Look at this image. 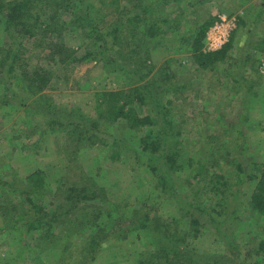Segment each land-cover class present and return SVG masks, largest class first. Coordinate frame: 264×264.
Returning a JSON list of instances; mask_svg holds the SVG:
<instances>
[{"label": "rangeland", "instance_id": "obj_1", "mask_svg": "<svg viewBox=\"0 0 264 264\" xmlns=\"http://www.w3.org/2000/svg\"><path fill=\"white\" fill-rule=\"evenodd\" d=\"M51 1L35 13L40 17L39 25L32 31L34 36L24 37L17 34L20 28L8 27L5 22L12 0H0V50H3L0 52V181L7 184L2 186L8 191V197L0 201L1 206L11 208L13 215H17L23 210L20 205L29 208L34 204V214L39 203L44 212L52 213L58 203L63 202L62 188L69 180L79 187L91 185L104 189V197H95L89 202V207L100 210L98 219L93 220L98 227L108 230L114 226L117 213L110 204L127 202L129 207L147 205L142 212L154 210L171 224L172 232L184 231L188 226L187 212L182 206L177 208L174 198L169 199L158 190L154 175L146 170L144 158L137 159L138 154L125 146V143L137 142L147 126L140 133L126 126L113 128L117 124L97 129L92 138L94 144L86 140L80 143L81 136H86L81 135L82 129L73 132V139L62 133L73 127L67 126L68 122L80 123L81 128L83 122L95 117L94 101L99 92H125L142 83L139 75L150 72L144 77L152 81L164 69L174 82L189 83L186 90L175 91L176 99L170 100L180 116L178 124L183 146L180 174L187 175L189 156L197 157L202 149L208 152L221 142L224 153L231 152L234 147L238 148V140L239 155L232 151L231 157L225 158V170L230 173V180L235 181V166L242 162L239 197L248 200L259 174L257 168L264 162V0H118L117 5L109 0H58L56 6L50 4ZM42 4L44 2L41 7ZM145 4L160 18H168L165 22L168 24L159 23L163 31L160 36L148 37L146 41L129 40L133 38L130 36L133 19L141 11L138 5ZM72 12L78 14L75 16L78 23L70 22ZM54 14L56 31L44 33L40 25ZM221 14L236 20L228 38L231 47L224 61L197 71L187 43L188 35L195 33L197 26L205 21L213 23ZM90 23L98 26L97 32L89 33ZM212 23L206 30L203 48L208 37L213 38V34L207 35ZM12 42L18 48L14 71L9 70L13 63L11 57H5V50L10 49ZM145 43L150 47L147 55L145 49L136 47ZM54 46H59L61 52H55ZM74 57L77 60L70 62ZM123 68L133 72L127 73ZM33 70L48 76L40 101L53 106V110L49 109L51 114L45 113L44 108L43 112L39 110L42 108L37 96L26 89L27 78ZM56 104L60 107L56 108ZM64 113L66 117L58 116ZM49 118H58L65 126L51 130L45 124V119ZM222 130H229L231 134L221 136ZM112 138L123 143L119 142L121 150L115 159L108 157ZM73 148L77 149L76 153L71 152ZM222 155L221 150L218 158ZM35 170L45 173L47 186L34 193L18 189L25 182L24 178ZM251 176H255L254 179ZM109 210L112 212L107 213ZM239 210L240 222L234 230L242 251L241 245L251 237L264 234V214L250 216L248 210ZM212 216L215 223H222V229L229 226L227 212ZM201 220L205 230L197 238L188 239L187 248L203 257H230L232 252L228 251L223 234L215 233L214 224L206 217L202 216ZM12 224L15 222L9 226ZM137 233L103 239L92 261H84L83 256H79L81 239L85 241L87 232L81 233L82 237L73 235L70 238L72 255L66 252L64 258L68 264H137L139 253L149 245L147 236ZM27 236L29 239L30 235L19 234L11 227L0 234V264H57L58 252L50 249L38 253L33 241L26 240ZM250 245L252 248L253 244Z\"/></svg>", "mask_w": 264, "mask_h": 264}, {"label": "trees", "instance_id": "obj_2", "mask_svg": "<svg viewBox=\"0 0 264 264\" xmlns=\"http://www.w3.org/2000/svg\"><path fill=\"white\" fill-rule=\"evenodd\" d=\"M196 1L201 2L200 0ZM43 2V7H41ZM117 2L118 0H109L112 5H117ZM48 3L49 0H12L6 10V25L20 28L19 32L17 31L18 36H34L32 31L39 25L40 17L39 14L35 13H39ZM50 4L56 6L59 5V2L58 0H53ZM138 6L141 7V11L133 19L135 23L132 25V33H130L133 38L130 37L129 40L135 38L134 40L136 41H143V39L146 41L148 37L155 38L160 36L163 31L159 23H165L168 18H160L159 14L146 4ZM71 15L70 22L78 23V17L75 18L78 14L72 12ZM66 23L68 24L69 22ZM211 23L212 21H205L197 26L198 29L195 33L188 35L187 43L190 46L191 57L197 71L213 68L216 63L224 61L226 52L231 47L230 40L219 49L207 52L202 50L206 30ZM165 24H168V22ZM40 26L43 27L42 31L44 33L56 31V15L50 16L49 21ZM77 26L83 27L81 25ZM97 31L98 26L90 23L89 33ZM14 42H12L9 50H5L6 59L11 57L12 60L10 62L14 63L9 67L10 71L15 70L14 66L18 59L16 55L18 48L14 45ZM147 45L145 43L142 47H136L142 50L145 49V55H147L150 48ZM54 49L55 52H61L59 46H54ZM2 51L0 50V52ZM134 52L137 54V51ZM1 59L5 58L1 56ZM76 60L74 57L71 58L70 62ZM122 70L127 73L133 72V70L129 71L128 68H123ZM149 73L145 72L143 75H139L142 83L139 86L129 88L125 92L123 90L99 92L94 101L95 117L86 120L88 125L83 122L80 128V123L68 122L67 126L71 125L73 127L62 131V133L69 135L73 139V132L82 129L81 135L86 134V136H81L80 143L86 140L90 144H94L95 142L92 141V138L95 137L97 129L100 130L101 128L117 124L113 128L118 129L121 126H126L134 133L135 131L140 133L147 126L148 128L141 133L142 136L140 135L136 139L137 142L133 144L125 143V146L138 154L137 159L144 158L146 170L154 175L155 185H157L158 190L169 199L174 198L176 202H174L175 200L173 202L178 209L180 206L184 208L188 216L187 228L184 231L174 230L172 232L170 230L171 224L161 219L154 210L147 209L145 213L144 211L142 212L147 205H141L138 208L129 207V205H126L127 202H123L124 204L122 205L110 204L113 211L117 213L113 221L114 226L108 227V230L98 227V225H95L96 223H93V220L98 219L97 213H100V210H94L89 207V202L95 197H104V189L91 185L89 187L86 185L79 187L68 180L62 188L63 202L58 203L52 213L44 212L38 203L34 214L33 204L29 208L20 205L23 208L22 212L13 215L11 208L7 210L0 204V234L7 230L8 227H11L16 229L19 234L26 233L30 235L29 239L27 236L26 240L33 241V247L37 249L38 253L50 249L56 253L58 252L57 255L60 258L57 264H68L64 254L69 252L72 255L70 248L72 246V242H70L71 236H80L81 233L85 232H87L85 241L81 239L83 244L79 248V256H83L82 259L84 261L94 260L96 249L103 239H118L128 235L130 232H143L148 238L147 242H149V245L139 253L141 257L137 264H143L144 260L146 264H264V234L251 237L245 244L241 245L243 248L240 251L237 245V234L234 230L240 222L239 208L248 210L250 216L264 214V162L257 168L258 176H251L252 179L255 177L256 182L246 201L239 197L238 184L241 181L242 162L237 163L235 166V181L230 180L231 175L230 173L228 175L225 170L227 166L225 158L231 157L232 151L234 155H239L240 146L238 140L236 142L238 148L234 147L231 152L226 150V153H224L223 143L221 142L209 149L208 152L202 149L197 157L189 156L187 158L188 173L186 176H182L180 172L183 167L181 161L183 146L180 143L178 124L180 116L175 112V104L170 100L175 98V95H173L176 93L175 91L186 90L189 83L178 84L174 82L172 76L167 74L166 69L161 71V75H158V78L152 81H150L151 78L145 80L144 75ZM47 81L48 76L33 70L30 77L27 78L26 89L31 95L37 96L36 100H39L42 108L39 110L43 112L44 108L45 113H50L49 109L53 110V106L40 101L43 97L40 92L47 85ZM233 81L236 82L237 80L233 78ZM239 85L242 86V83ZM57 107L59 108L60 106L56 104ZM58 116L61 118L66 117L65 113ZM45 124L51 130L58 126H65V122L58 118L45 119ZM152 126L155 127L154 130L151 128ZM220 134L227 137L229 136L227 134H231V132L222 130ZM211 137L214 138V136ZM208 138L210 139V135ZM95 139L98 142H102L100 139ZM119 142L123 144L122 141ZM119 142L116 138H112L108 148L109 159L119 157L121 150ZM76 150V148H73L71 152L76 153ZM221 150L223 155L218 158ZM216 154L217 158L215 157ZM69 160L71 159L68 158V162ZM24 181L18 189L34 193L35 190L38 192L45 188L48 180L45 178L43 171L35 170L27 175ZM58 181L62 182L60 179ZM80 183L84 182L80 181ZM2 185L7 184L0 181V201L8 197L7 188ZM11 190L9 189V191ZM203 198L205 199L203 200ZM110 212L112 211L109 210L107 213ZM224 212H227L229 217V226L225 230L220 227L222 223H215V219L212 216L213 213L221 214ZM183 216L187 218L185 212ZM202 216L206 217L209 223L214 224L215 233H222L226 238L224 240L229 248L228 251L232 252L230 257H203L193 249L187 248V240L197 238L205 230L203 228L205 223L201 220ZM9 221L15 222V224L9 226L11 223ZM26 240L24 239L23 241ZM251 243L253 244L252 248ZM234 250L237 251L234 252Z\"/></svg>", "mask_w": 264, "mask_h": 264}, {"label": "built area", "instance_id": "obj_3", "mask_svg": "<svg viewBox=\"0 0 264 264\" xmlns=\"http://www.w3.org/2000/svg\"><path fill=\"white\" fill-rule=\"evenodd\" d=\"M235 25V18L227 17L225 14L219 15L207 32V35L213 34L214 39L210 40L208 37V43L203 48V51L207 52L221 48L228 41L230 31Z\"/></svg>", "mask_w": 264, "mask_h": 264}]
</instances>
